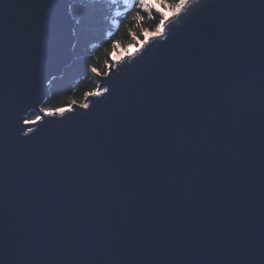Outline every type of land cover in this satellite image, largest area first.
Here are the masks:
<instances>
[{"label": "water", "instance_id": "95a60500", "mask_svg": "<svg viewBox=\"0 0 264 264\" xmlns=\"http://www.w3.org/2000/svg\"><path fill=\"white\" fill-rule=\"evenodd\" d=\"M0 2V264H264V0H213L63 115L71 0Z\"/></svg>", "mask_w": 264, "mask_h": 264}, {"label": "trees", "instance_id": "16d2710c", "mask_svg": "<svg viewBox=\"0 0 264 264\" xmlns=\"http://www.w3.org/2000/svg\"><path fill=\"white\" fill-rule=\"evenodd\" d=\"M129 5L126 6L123 0H103L102 4L95 5L92 0H71L70 10L76 21L75 61L65 72L64 78L53 83L51 95L43 106L44 110L54 111L74 102L84 104L87 94L98 89L92 68L105 74L119 47L127 48L138 44V40H143L140 27L128 19L134 11ZM153 15L154 20L145 17L144 28L154 30L159 16L155 13ZM125 23H128L127 29L124 27ZM105 49L108 51L105 52ZM35 118L33 115L30 120Z\"/></svg>", "mask_w": 264, "mask_h": 264}, {"label": "snow or ice", "instance_id": "6c2138e0", "mask_svg": "<svg viewBox=\"0 0 264 264\" xmlns=\"http://www.w3.org/2000/svg\"><path fill=\"white\" fill-rule=\"evenodd\" d=\"M93 5L97 3H103V0H92ZM125 4H128V0H125ZM0 5H4L3 8L7 9L10 7V4L0 2ZM222 5L214 3L213 0H131V4L129 7L134 9L131 16H129L130 22H135L138 27H140V34L143 36V40H138L140 48L143 49V52L140 53L139 56L136 57L135 60L130 61L126 65H121V69L127 67L130 69H135L132 76L140 69L151 70L155 68L160 62L161 58L165 53L174 52L177 46V42L180 38L185 34V32L192 25L193 21L198 17L204 10L214 7H221ZM159 16L158 22L154 25V30H148L143 27V22L145 17L148 20H154L155 16L153 14ZM125 29L128 28V23L124 25ZM177 29H184L183 31H177ZM147 45V47H145ZM116 46V43H113V47ZM153 48H160L162 51L159 56L154 58L150 63L145 62V56ZM108 49H105L107 52ZM130 52L135 54L137 49H130ZM121 58L116 57V60L119 61ZM111 72V66H108L107 69ZM92 71H96L95 67L92 68ZM118 75V73H115ZM131 76V77H132ZM131 79V78H130ZM129 79V80H130ZM24 85H21V92L23 91ZM112 91L109 88H103L98 91L96 95H102L103 93H107L108 97H113L114 92L116 91V86H113ZM91 95V94H89ZM107 99V97H105ZM95 104H93V107ZM20 107V106H19ZM19 107L13 108L11 112L12 120L18 121V109ZM85 108H88V104L84 105ZM64 108H58L55 111H49L48 115H63L65 113ZM37 120L41 119V117H37ZM34 123V121L25 120L24 124ZM15 124V123H14ZM28 131H32V129H28ZM34 134V133H33ZM25 138L20 140L17 137L18 141L23 144H27L28 141H31L33 137L27 136L25 133Z\"/></svg>", "mask_w": 264, "mask_h": 264}, {"label": "rangeland", "instance_id": "374dc122", "mask_svg": "<svg viewBox=\"0 0 264 264\" xmlns=\"http://www.w3.org/2000/svg\"><path fill=\"white\" fill-rule=\"evenodd\" d=\"M124 1V4H125V0H123ZM131 3V0H128V4H125L126 6L127 5H129ZM140 47V45H139V43L138 44H132V45H129V47H127V48H121V47H119L118 49H117V51L115 52V54H114V56H113V63L115 62V61H117L116 60V57H119V56H125V55H128L129 53H130V49H138ZM110 66V65H109ZM92 72V74H93V76L95 77V79H96V83L98 84V81H97V74H101V73H99L98 71H91ZM74 103H76V102H74ZM71 106V105H70ZM70 106H68V107H70ZM65 108H67V107H65ZM64 108V109H65Z\"/></svg>", "mask_w": 264, "mask_h": 264}, {"label": "bare ground", "instance_id": "6f19581e", "mask_svg": "<svg viewBox=\"0 0 264 264\" xmlns=\"http://www.w3.org/2000/svg\"><path fill=\"white\" fill-rule=\"evenodd\" d=\"M120 58L122 57V56H119ZM108 72V71H107ZM106 72V73H107ZM98 85V84H97ZM97 91H98V89L95 91V92H92V93H89V94H93V93H97ZM87 100V99H86ZM80 104H82V103H80ZM85 104H87V102L85 101V103L84 104H82V105H85ZM49 112V111H48ZM34 120V119H33Z\"/></svg>", "mask_w": 264, "mask_h": 264}]
</instances>
